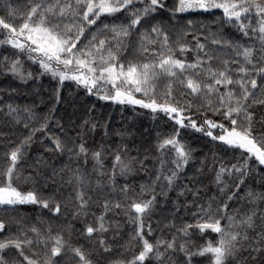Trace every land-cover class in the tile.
<instances>
[{
    "label": "snow or ice",
    "instance_id": "1",
    "mask_svg": "<svg viewBox=\"0 0 264 264\" xmlns=\"http://www.w3.org/2000/svg\"><path fill=\"white\" fill-rule=\"evenodd\" d=\"M166 5L167 0H29L27 10L20 15L8 5L7 19L0 16V48H11L16 58L9 60L4 56L0 64L24 81L31 78V73L25 75L20 58L25 57L39 66L42 75L56 80L59 87L50 114L61 102L59 89L70 81L89 95L121 106H138L149 110L153 120L162 116L172 124V132L157 134L159 168L150 183L141 185L136 197L128 195L133 191L128 184L122 185L119 190L129 202L122 205L105 201L102 205L105 213L97 218V227H86L89 237L95 232L108 231L105 218L111 209H123L130 223L136 226L132 239L141 250L131 260H115L113 264H172L171 257L178 252L184 254V264H191L194 256L206 255L210 264H264V210L258 212L255 207L243 213L239 209L230 210V202L241 199L251 205L264 202V191H254L247 184L253 165L257 169L264 168V132L259 137L254 135L251 111L255 104H264V0H175L172 7ZM161 10L167 11L178 26L177 16L214 15L219 11L223 22L234 26L248 42L242 44L229 39L219 30L209 32L201 42V36L195 31L198 22L191 19L170 36L162 23H152ZM187 29L194 30L191 33L194 48L186 40L190 34ZM133 36L140 59L122 60ZM190 51L195 52L192 62L186 57ZM176 84L192 97L202 98L201 106L226 123L208 119L205 112L202 123L198 124L191 115L195 106L176 98ZM0 115L14 125L22 124L29 129L27 135L5 153L8 163L0 169V207L40 205L62 214L60 203L52 201L50 208V197L45 198L36 190H22L15 183L20 179L18 164L34 142L36 133H47L49 118H37L31 107L12 104L0 108ZM33 122L39 127H32ZM56 123L63 131V125L59 121ZM84 126H88L89 131L97 127L89 120L83 121L81 128ZM104 128L107 136V126ZM187 129L203 134L229 151L239 152L241 157L233 164H216V157H213L216 168L213 182L222 194L221 199L210 196L205 206L198 202L199 190L193 192L196 223L186 224L178 231L185 240L191 229L201 238L217 237L215 242L204 239L194 253L186 244H178L176 236L153 242L150 240L152 225L145 223V217L155 207L157 195L166 199L168 191L179 187L176 182L192 160L193 149L183 143L181 137V130ZM78 137L79 142L51 137L53 149L45 150L67 154L70 163L75 162L84 169L91 157L93 173L105 178L104 146L90 150L82 134ZM126 152L127 147L123 145L112 151L107 180L113 189L117 176L126 177L134 171L135 158L122 155ZM168 153L173 154L170 160L165 158ZM140 164L143 167L142 161ZM62 171L71 173L66 183L74 185L75 199L80 211L84 212L90 200L86 190L92 180L81 167L65 166ZM28 181L35 183L32 177L25 178V182ZM96 184L99 186V179ZM242 186L243 196L240 195ZM185 190L192 191L185 185L179 195ZM146 195L149 198L145 199ZM5 231L6 223L0 219V233ZM100 243L105 242L101 240ZM26 249L30 255L26 254ZM104 251L111 249L105 247ZM70 254L78 264H92L80 247H71L59 233L53 236L51 227L45 235L35 225H21L15 234L0 239V264H59Z\"/></svg>",
    "mask_w": 264,
    "mask_h": 264
},
{
    "label": "trees",
    "instance_id": "2",
    "mask_svg": "<svg viewBox=\"0 0 264 264\" xmlns=\"http://www.w3.org/2000/svg\"><path fill=\"white\" fill-rule=\"evenodd\" d=\"M174 2L175 0H167L166 6L172 7ZM28 3L29 0H0V16L7 19L8 5H11L18 15L23 14L27 10ZM176 19L180 21L179 26L173 23L167 11L161 10L152 20V23H162L172 36L178 27H182L187 19H191L198 22L195 31L197 35L201 36V42L209 32L218 30L229 39L239 40L242 44L248 42L247 38L243 37L234 26L223 22V17L219 11H216L214 15L206 13L185 14L183 18L177 16ZM9 22L12 21L9 20ZM187 31L190 34L186 40L194 48L195 41L191 34L194 30L187 29ZM135 40L136 37L133 36L131 46L122 56V60L140 59L136 55ZM257 47H259L258 44ZM179 55L177 52V56ZM4 56L8 57L9 60L16 58L15 51L11 48H0V60ZM186 57L189 62L194 61L195 52H188ZM20 58L23 61L25 75L31 73V78L22 81L0 64V108L7 104L21 107L29 106L34 110L37 118L48 117L50 123L47 133H36L34 142L25 153L23 160L18 164L20 179L15 183L22 190H36L41 196L50 197V208L52 201L60 203L62 214H56L40 205L0 207V219L6 223V231L0 233V239L15 234L21 225L25 227L35 225L45 235H47V229L51 227L53 236L59 233L71 247H80L92 261V264H113L115 260L125 262L131 260L141 249L137 242L132 239L135 235L136 226L130 223L123 209L107 211L105 225L108 231L106 232H95L89 237L86 233V227L89 225L97 227V218L105 213L102 206L105 201L120 202L122 205L129 202L125 200L124 195L119 190L122 185L128 184L133 190L128 195L136 197L140 193V186L150 183L151 178H154L156 170L159 168V152L156 147L157 134L166 135L172 132V124L168 123L162 116H157V119L153 120L149 110L141 109L138 106H121L111 101L101 100L97 95H89L70 81H66L64 86L59 89L61 102L55 105L54 113L50 114L49 110L53 108L54 94L59 87L57 81L49 75H42V70L38 65L28 61L25 57ZM174 94L178 100L188 101L195 106L191 115L197 119L198 124L202 123L205 112L208 119L226 123L221 120L220 116L213 115L212 112L201 106L202 98L192 97L179 84L174 85ZM100 95L103 93L101 92ZM251 111L253 112V133L259 137L264 132V104H255ZM84 120L95 123L96 129L89 131L88 126L81 128ZM57 121L63 125V131L58 127ZM105 125L108 131L107 136L105 135ZM31 126L39 127V124L33 122ZM28 131L29 129H25L22 124L14 125L6 117L0 115V169H4L8 163L5 153L10 152L19 143L22 136L27 135ZM117 133L123 135H117ZM78 134H82L86 146L90 150H97L101 145L104 146L105 178L101 179L93 173L94 161L91 157L88 159L87 168L84 169L82 165L75 162L70 163L67 154L61 155L55 150H45L53 149L51 137L79 142ZM181 137L182 142L193 149L192 160L176 182L179 187H174L173 190L168 191L166 199L157 195L155 207L151 214L145 217V223L152 225L153 236L150 237V240L153 242L155 239L169 240L172 236H176L178 244H186L194 253L203 245L204 239H212L215 242L217 237L211 235L201 238L195 229H191L189 230V238L185 240L178 231L186 224L196 223V219L193 217V213L197 210L193 192L199 190L198 202L205 204V206V202L210 196H215L218 200L221 199L222 194L219 193L213 182L216 171L213 157H216V164L220 162L233 164L241 157L239 152L229 151L218 142H213L210 138L192 129L181 130ZM122 145L127 147V152L122 153V155L135 158L134 171L126 177L117 176L116 187L113 189L108 183L107 174L112 165V151ZM172 155V153H168L165 158L170 160ZM141 161L143 167H141ZM65 166L67 168L81 167L85 175L92 180V185L86 190V195L90 197V200L84 212L80 211L78 201L75 199L74 185L69 186L66 183L71 173L62 171ZM252 167L253 172L247 180L248 187L257 192L264 191V168L257 169L255 165ZM27 177H32L35 183L32 181L25 182ZM97 179L100 180L99 186L96 184ZM185 185L192 191L185 190L183 195H179ZM159 191L160 189L157 188L158 193ZM244 192L245 189L242 186L240 195L243 196ZM144 198L149 197L146 195ZM253 207L258 212L264 210V202H258L256 205H251L243 199L230 202V210L239 209L242 213ZM257 223H259L258 219ZM29 235L31 236V233ZM101 240L105 242L103 245L100 243ZM105 247L110 248L111 251L105 252ZM26 254L30 255L27 249ZM11 255L14 256L15 253ZM171 259L172 264H184L183 253L178 252ZM59 264H78V261L73 259L70 254ZM191 264H210V259L207 255L194 256Z\"/></svg>",
    "mask_w": 264,
    "mask_h": 264
}]
</instances>
